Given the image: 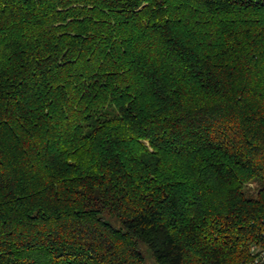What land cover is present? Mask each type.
<instances>
[{"label": "trees", "instance_id": "16d2710c", "mask_svg": "<svg viewBox=\"0 0 264 264\" xmlns=\"http://www.w3.org/2000/svg\"><path fill=\"white\" fill-rule=\"evenodd\" d=\"M263 231L264 0H0V264H264Z\"/></svg>", "mask_w": 264, "mask_h": 264}, {"label": "built area", "instance_id": "2783aa9c", "mask_svg": "<svg viewBox=\"0 0 264 264\" xmlns=\"http://www.w3.org/2000/svg\"><path fill=\"white\" fill-rule=\"evenodd\" d=\"M263 236H264V231H263ZM252 252L255 253H259L260 254V258L262 261H264V249H261L258 245H254L252 247ZM256 262L258 263L259 260H256Z\"/></svg>", "mask_w": 264, "mask_h": 264}, {"label": "rangeland", "instance_id": "374dc122", "mask_svg": "<svg viewBox=\"0 0 264 264\" xmlns=\"http://www.w3.org/2000/svg\"><path fill=\"white\" fill-rule=\"evenodd\" d=\"M248 186L250 187V189H255L256 188V184H253V183H249L248 184ZM254 189H253V191H254ZM260 247V246H259ZM145 253V252H144ZM146 257H147V259H148V264H155L154 262H153V259L151 258V256L149 255V254H146Z\"/></svg>", "mask_w": 264, "mask_h": 264}]
</instances>
